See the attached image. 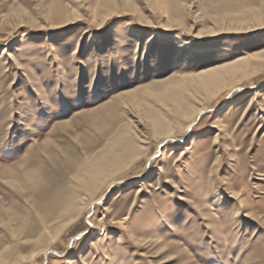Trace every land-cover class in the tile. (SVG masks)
I'll list each match as a JSON object with an SVG mask.
<instances>
[{
    "label": "rangeland",
    "instance_id": "obj_1",
    "mask_svg": "<svg viewBox=\"0 0 264 264\" xmlns=\"http://www.w3.org/2000/svg\"><path fill=\"white\" fill-rule=\"evenodd\" d=\"M260 18L264 0H0V250L30 254L8 215L24 219L37 195L70 187L124 124L146 132L143 153L91 213L50 224L61 231L47 256L18 264H264ZM248 56L261 71L206 101L189 132L158 150L146 103L177 77ZM130 92L137 110L121 102ZM28 172L37 179L23 183Z\"/></svg>",
    "mask_w": 264,
    "mask_h": 264
},
{
    "label": "bare ground",
    "instance_id": "obj_2",
    "mask_svg": "<svg viewBox=\"0 0 264 264\" xmlns=\"http://www.w3.org/2000/svg\"><path fill=\"white\" fill-rule=\"evenodd\" d=\"M55 13L56 16H61L63 14V11L60 9ZM68 19L69 18H64L63 20ZM259 20L261 24L264 25L262 19L260 18ZM183 47H181L182 49H180L179 52L184 50ZM259 57V55H256L252 58ZM250 59L251 58L249 56L243 57L233 62L204 70L197 74L177 77L176 79L171 80L166 84L167 86L165 87L164 91L158 94H156L155 92L156 97L154 96L155 98L152 100V102L146 103V107H144V115L141 114V112L139 114L143 115L140 116V118L144 120L146 127H148V129L150 128L154 133V136L157 140V149L159 150L160 147H163L169 141H178L179 139L175 137L177 136L175 135V133L178 130L184 128L185 133L189 132L201 113L204 110H207L205 103L206 101L213 99L224 89H241L242 86H240L239 84H241V81L244 78H248V76H250L248 74L249 70H251V72L260 70L255 67V62L258 59H256L255 62H252ZM263 60L264 56L261 62ZM254 68L257 69L254 70ZM149 88L150 86H147V88L145 89ZM133 93L130 92L124 96H121L120 99L121 102L125 103V107L129 105L136 109L142 106V103L140 100H135L136 94L135 92ZM254 101L255 99L253 98L250 103L252 104ZM136 112L138 114V111ZM116 129V132H112L113 134L109 139L106 138L107 140L104 144H102L98 153H89L90 156L88 155V160H86L84 164H80L81 166H76L77 169L75 174L73 175L74 179L72 180V182L69 181L70 178L69 180H67V182L69 181L68 184L70 183V187H66L64 185L65 187H60L61 189H59L58 191L56 190V192L54 191V198L50 200L43 198V196L46 195V191L42 195H37L39 182H37V178L34 173L32 175L30 172H28L26 174V177H23L25 180V182L23 180V183H26L27 178L28 182L34 181V177L36 178L35 182L31 185H28L25 189L30 190L29 192L31 193V195H37L39 197L38 202L35 201L37 203L36 205H38V208L26 214V217L25 215H23L24 219L17 215L16 212L8 215V219L16 223L18 222V225L20 224L19 226H21L22 231H19L18 234L14 233L13 236H22L23 238H25V242H32V250L30 254L26 256H18L14 259H11L10 256L13 254L14 249H11L9 243L5 244L6 246H4L0 250V264H18L20 261L29 263L35 260L34 258L36 257V255L40 252L42 253V251L44 252V255L47 256L48 252L51 251L50 245L53 243V241H55L61 231V228H58L54 233L53 231L49 232L50 224L53 222L61 221L62 226H64L68 222L76 220L84 211H86V209L91 213L95 204L101 202L103 196L110 189V187L115 183L121 181L123 177L121 179H118V174H120L121 170L129 166L131 162H133L135 159H137L138 156L143 153V143H146L147 134L146 132H142L140 129L138 130L136 129V127H133L131 125L125 126L123 124V126H118ZM185 152L186 151L181 150L180 155H184ZM152 156L153 155L149 156L148 161ZM68 161L70 162V159ZM82 162L80 160L79 163ZM134 162H136V160ZM73 164H75V162ZM124 172H126V170H124ZM16 177L17 176H15L14 178ZM20 177H22V175ZM58 182V180H55L53 185L58 184ZM51 184L52 182H50V186ZM61 185L63 184L61 183ZM48 186H46V190H48ZM54 187L56 188V186ZM102 189L103 194L101 196L93 197L94 194ZM141 191L142 189L138 190V192ZM33 203L34 202H32V204ZM0 205L3 204L0 203ZM1 207L2 206H0V208ZM18 244L16 243L13 248H16V250H20L21 244ZM26 246L28 247V245Z\"/></svg>",
    "mask_w": 264,
    "mask_h": 264
}]
</instances>
